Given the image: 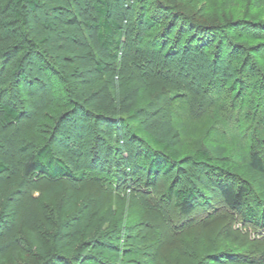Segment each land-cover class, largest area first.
Segmentation results:
<instances>
[{
  "label": "rangeland",
  "instance_id": "374dc122",
  "mask_svg": "<svg viewBox=\"0 0 264 264\" xmlns=\"http://www.w3.org/2000/svg\"><path fill=\"white\" fill-rule=\"evenodd\" d=\"M58 2L63 5L61 0ZM126 2L114 0L113 8L124 9ZM138 7L155 18L153 36L171 34L175 38L176 27L167 32L172 11L174 17L181 15L177 22L187 20L188 28L193 26L188 36L199 43L194 45V51L186 47L187 41L185 45L180 43V54L170 59L149 46L140 52L131 47L141 71L174 85L170 94L172 115L174 124L181 125L184 162L150 184L152 179L141 160L136 157L128 160L125 144L116 138L119 132L115 127L101 125L85 111L74 110V97L73 101L60 98L62 93L71 96L73 86L63 81L60 60L52 55L47 60L42 53L61 32L59 23L65 9H40L17 33L20 45L31 49L27 57L20 53L25 57L27 79L22 84L10 81L9 85L19 105L32 101L39 109L47 107V121L42 123V130L35 131L31 113H25L19 123L4 126L1 133L17 145L14 150L7 144L2 152L20 160V146L26 145L33 152L40 145L51 143L56 155L73 168L66 151L79 152V127L85 125L92 171L83 181L71 177L52 179L38 173L21 176L5 202V219L0 221V239L4 238L0 244V263L43 264L45 259L31 242V231L37 233L49 250L57 229L73 228L81 229L82 241L87 244L101 240L102 257L112 264H235L246 260L243 256L246 253L255 255L252 258L260 256L264 228L243 223L240 214L228 208L192 155L198 149L221 145L229 150L230 159L238 160L252 143L264 149V7H255L253 0H138ZM240 23L245 27L237 26ZM230 25L233 27L229 40L253 54L258 68L254 80L262 83L259 91H249L246 102L234 109L231 117L223 116L219 110L224 99L221 89L215 86L211 93L206 89L214 77L236 76L234 65L224 53L228 40L221 35ZM164 41L169 43L170 39ZM200 46L206 48L199 51ZM218 55L219 66L213 62ZM45 66L47 71L43 73ZM72 68L74 71L75 67ZM24 92H31L32 97ZM50 93L55 96L51 105ZM22 132L27 137L25 142ZM124 140H128L126 136ZM129 144L136 152L140 147L138 143ZM171 186L202 190L195 210L187 218L178 214L173 201L167 202L165 193ZM140 198L150 208H143ZM239 242L259 243L261 248H242L244 245ZM87 253H91L89 249Z\"/></svg>",
  "mask_w": 264,
  "mask_h": 264
},
{
  "label": "trees",
  "instance_id": "16d2710c",
  "mask_svg": "<svg viewBox=\"0 0 264 264\" xmlns=\"http://www.w3.org/2000/svg\"><path fill=\"white\" fill-rule=\"evenodd\" d=\"M61 2L64 6L58 0H0V221L5 219V202L16 189L21 176L38 173L52 179L71 177L83 181L92 171L84 137L87 135L85 125L79 127V152L66 151L73 168L56 155L51 143L40 145L33 152L26 145L20 146V160L2 152L7 144L12 145L14 150L17 145L1 133L4 126L19 123L25 113H31L30 120L35 131L42 130V123L47 121V107L39 109L32 101L19 105L9 85L10 81L22 84L27 79L24 59L31 49L20 45L17 33H20L21 25L29 24L31 16L46 7L65 9L59 23L61 32L42 53L47 60L49 55L60 60V75L66 84L73 86L71 96L62 93L60 98L73 101L74 97V110L85 111L101 125L115 127L119 132L116 138L125 144L128 160L131 161L132 157L141 160L148 178L152 179L150 184L160 174L169 173L184 162L180 146L181 125L174 124L172 115L170 94L174 85L169 80H160L154 74L141 71L140 61L133 53L149 46L162 56L176 58L181 51L180 43L185 45L186 41V47L194 51L198 42L188 36L193 26L189 24L188 28L187 20L177 22L181 15L174 17L171 11V28L167 32L171 33L175 27L177 31L172 41L171 34L163 37L152 35L155 18L140 10L138 0H127L124 9L118 10L113 8L114 0ZM253 3L257 8L264 7V0H253ZM237 26L245 27L244 23ZM232 27L224 29L221 35L228 40L227 44L224 42L228 47L224 53L234 65L236 76L232 79L214 77L206 86L210 93L215 86L221 89L224 99L219 104V110L223 116L230 117L234 109H239L246 102L250 90L257 92L262 86L254 80L258 77V68L253 54L243 45L229 40ZM167 39H170L169 43L164 41ZM204 48L206 46L198 49L202 51ZM219 58L218 55L213 60L218 66L221 64ZM72 67H75L74 71ZM42 70L45 73L47 67ZM24 94L32 97L31 92ZM54 99V94L50 93L49 105ZM21 138L24 142L27 140L24 132ZM129 143H138L137 152ZM228 152L225 146L211 145L196 150L192 159L205 169L225 204L240 214L243 223L250 222L264 228V149L252 143L238 160L230 159ZM201 191L196 187L174 189L171 186L166 189L165 196L167 202H174L178 214L187 218L195 210ZM75 201L76 197L71 201L72 206ZM140 205L150 208L143 198H140ZM3 240L0 239V244ZM31 242L45 259L43 264H112L102 257L101 240L96 244H87L82 241L79 228L57 229L51 237L49 250L35 231H31ZM239 245L242 248H261L259 243L239 242ZM88 249L91 253H87ZM243 256L246 260L235 264H264V248L261 249V257L252 258L255 255L251 253Z\"/></svg>",
  "mask_w": 264,
  "mask_h": 264
}]
</instances>
